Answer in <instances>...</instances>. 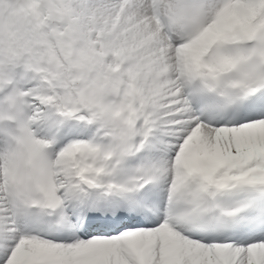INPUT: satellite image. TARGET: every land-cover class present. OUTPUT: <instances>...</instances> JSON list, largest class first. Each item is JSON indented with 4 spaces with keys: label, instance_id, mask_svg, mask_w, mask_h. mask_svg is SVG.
Listing matches in <instances>:
<instances>
[{
    "label": "snow or ice",
    "instance_id": "6c2138e0",
    "mask_svg": "<svg viewBox=\"0 0 264 264\" xmlns=\"http://www.w3.org/2000/svg\"><path fill=\"white\" fill-rule=\"evenodd\" d=\"M0 264H264V0H0Z\"/></svg>",
    "mask_w": 264,
    "mask_h": 264
}]
</instances>
